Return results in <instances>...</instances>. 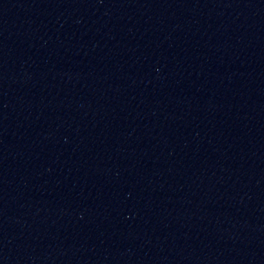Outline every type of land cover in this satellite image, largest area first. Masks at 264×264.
Instances as JSON below:
<instances>
[{"label":"water","instance_id":"obj_1","mask_svg":"<svg viewBox=\"0 0 264 264\" xmlns=\"http://www.w3.org/2000/svg\"><path fill=\"white\" fill-rule=\"evenodd\" d=\"M0 264H264V0H0Z\"/></svg>","mask_w":264,"mask_h":264}]
</instances>
